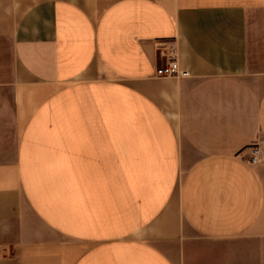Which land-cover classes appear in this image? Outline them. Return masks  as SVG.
Instances as JSON below:
<instances>
[{
    "label": "crops",
    "instance_id": "1",
    "mask_svg": "<svg viewBox=\"0 0 264 264\" xmlns=\"http://www.w3.org/2000/svg\"><path fill=\"white\" fill-rule=\"evenodd\" d=\"M0 264H264V0H0Z\"/></svg>",
    "mask_w": 264,
    "mask_h": 264
},
{
    "label": "built area",
    "instance_id": "2",
    "mask_svg": "<svg viewBox=\"0 0 264 264\" xmlns=\"http://www.w3.org/2000/svg\"><path fill=\"white\" fill-rule=\"evenodd\" d=\"M160 50V49H158ZM169 59L168 61L163 65H158L157 70V76L162 78H168V77H174L178 79H183L190 76V73L185 70L181 69L179 62L176 59V54L174 52V49H169ZM161 57H166L164 54H161ZM263 161L262 158V150L260 147L252 148L250 151V164L252 165H258L261 164Z\"/></svg>",
    "mask_w": 264,
    "mask_h": 264
}]
</instances>
